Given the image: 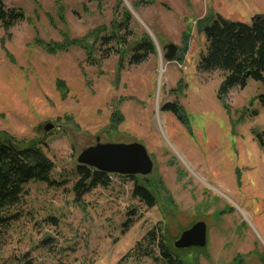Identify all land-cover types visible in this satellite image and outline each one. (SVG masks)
I'll use <instances>...</instances> for the list:
<instances>
[{
	"label": "rangeland",
	"instance_id": "374dc122",
	"mask_svg": "<svg viewBox=\"0 0 264 264\" xmlns=\"http://www.w3.org/2000/svg\"><path fill=\"white\" fill-rule=\"evenodd\" d=\"M4 2L25 19L8 32L0 28V139L39 146L55 168L49 182L25 185L7 210L1 264H165L158 251L139 260L127 255L152 229L173 246L199 221L207 224V246L180 253L184 264H264V153L256 141L264 131V87L250 80L232 89L228 112L218 98L224 73L199 68L206 39L197 28L211 14L250 24L264 16V0ZM126 12L133 19L131 35L121 32L125 46L135 50L147 35L156 48L140 64L132 52L122 58L114 43L96 45ZM82 39L96 48L90 57L80 47L53 54L37 44ZM171 43L180 58L168 61ZM173 102L187 110L191 132L163 110ZM97 137L145 145L154 171L137 177L161 180L157 206L134 196L133 176L114 174L109 186L76 201L78 157Z\"/></svg>",
	"mask_w": 264,
	"mask_h": 264
},
{
	"label": "trees",
	"instance_id": "16d2710c",
	"mask_svg": "<svg viewBox=\"0 0 264 264\" xmlns=\"http://www.w3.org/2000/svg\"><path fill=\"white\" fill-rule=\"evenodd\" d=\"M24 19L25 13L22 9H10L4 0H0V28L8 32L17 22ZM132 19L131 13L126 12L121 22L112 24L111 35L100 37L97 33L99 38L96 45L98 42L103 45L114 43L122 58L124 54L129 55L132 52V62L140 64L147 60L150 53L156 52V48L147 35L139 41L135 50L125 46L126 36L131 35L128 24ZM197 28L205 34L206 39V51L201 55L199 68L204 72L221 71L224 73V80L218 90V98L224 108L230 112L231 107L225 98L232 89L236 87L245 89L250 80L258 82L264 87V16L255 18L250 24H247L227 20L221 15L211 14L199 20ZM123 30L126 31L125 37L121 35ZM189 35L186 33L182 57L188 50ZM40 42L37 40V44H41L44 51L53 54L71 47H80L86 50L90 57L96 50L85 39L67 40L60 44ZM91 62L96 61L91 59ZM258 99L264 107V92ZM163 110L172 113L181 124L190 132L192 131L187 110L179 102L168 103ZM256 141L264 153V131L256 133ZM54 168V162L46 156L39 146L30 144L19 147L13 140L0 139V232L9 221V217L6 215L7 210L20 202L25 185L32 181L49 182ZM78 174L81 179L74 187L76 201H80L83 195L98 186L107 187L110 184V174L97 171L94 168L80 165L78 166ZM131 178L135 182L134 196L149 208L157 206L160 190L163 187L161 180L154 181L137 176ZM169 199L171 198L168 197ZM1 249L0 235V254ZM156 251L160 253L165 264H184L180 253L186 250H177L168 243L161 228L150 230L127 256L132 260H139L144 256H155ZM24 260L25 262L21 264H37L32 258H24Z\"/></svg>",
	"mask_w": 264,
	"mask_h": 264
},
{
	"label": "water",
	"instance_id": "95a60500",
	"mask_svg": "<svg viewBox=\"0 0 264 264\" xmlns=\"http://www.w3.org/2000/svg\"><path fill=\"white\" fill-rule=\"evenodd\" d=\"M257 18H260L258 16ZM165 59H179V47L171 43L165 46ZM52 124L44 126L45 131L53 129ZM81 166L94 168L97 171L120 176H150L154 171V161L145 145L134 143H102L97 137L96 144L82 151L78 157ZM177 250L204 249L207 246V224L203 221L195 223L183 231L174 242Z\"/></svg>",
	"mask_w": 264,
	"mask_h": 264
},
{
	"label": "bare ground",
	"instance_id": "6f19581e",
	"mask_svg": "<svg viewBox=\"0 0 264 264\" xmlns=\"http://www.w3.org/2000/svg\"><path fill=\"white\" fill-rule=\"evenodd\" d=\"M161 70H160V79L162 80V77H163V74L166 72V67H165V62L163 61L162 59V62H161ZM160 108L158 109V118H159V121H160V124L163 123L164 121V117L161 115V112H160ZM245 214V213H244ZM246 215V214H245Z\"/></svg>",
	"mask_w": 264,
	"mask_h": 264
}]
</instances>
